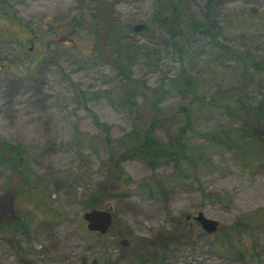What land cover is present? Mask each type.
Here are the masks:
<instances>
[{
	"label": "rangeland",
	"instance_id": "1",
	"mask_svg": "<svg viewBox=\"0 0 264 264\" xmlns=\"http://www.w3.org/2000/svg\"><path fill=\"white\" fill-rule=\"evenodd\" d=\"M164 1L7 0L28 28L0 19V50L17 59L0 60V138L36 150L27 156L26 185L0 163V223L26 226L0 232V264H128L133 245L163 239L197 212L218 223L216 232L207 236L192 222L160 264H264V152L253 153V143L240 155L199 136L240 128L227 114L237 102L264 103V73L253 75L264 61V0H173L175 8L162 11ZM173 15L181 24L172 40ZM202 20L218 27L215 43L187 26ZM138 24L143 29L132 32ZM115 32L140 54L116 57ZM181 66L194 88L165 96L158 106L169 115L153 133L161 143L174 137L177 108L186 106L194 133L183 141L202 150L195 173L182 163V179L173 162L151 171L128 157L120 175L109 158L133 144L129 132L148 121L149 105ZM257 134L264 139V129ZM104 206L113 214L108 233H87L82 213Z\"/></svg>",
	"mask_w": 264,
	"mask_h": 264
},
{
	"label": "trees",
	"instance_id": "2",
	"mask_svg": "<svg viewBox=\"0 0 264 264\" xmlns=\"http://www.w3.org/2000/svg\"><path fill=\"white\" fill-rule=\"evenodd\" d=\"M172 2L173 0H165L163 2L164 6L161 10L164 11L169 8H175V6L172 5ZM109 11H107L106 16L104 17L105 22L108 24ZM155 17L157 19L154 20L155 25L161 29L165 23L164 20L159 17V11H157V9L155 11ZM0 19H4L7 22L5 23L6 26L8 25L9 28L17 29L21 26L7 0H0ZM169 20L175 30L171 33L169 30V37L173 40L175 34L178 33L181 21L178 20L175 15H173ZM184 24L186 25L185 21L182 23V27ZM187 26H190V28L194 31H203L209 36L210 40L215 43L218 27L214 30L205 20L193 23L188 22ZM27 28V25H24L20 29L26 31ZM113 39H115V44L122 43V46L117 50L118 55L114 53L116 57L122 55L127 60H131L134 55L136 56L137 54H140L141 47L130 45L131 43H128L126 36L121 35V32H115ZM112 46L115 47L116 45L113 44ZM178 56H180L179 53ZM1 59H6L12 65L17 61L15 56L10 51L5 52L2 50H0V60ZM253 65L255 66V72L253 75L260 76L264 73V61L257 62ZM123 66L124 65L116 66L122 74H124L125 71ZM193 88L194 84L189 77L187 70L181 66L175 77L168 81L167 89H161L160 94L155 96V100L149 105L150 114L148 121L141 126L134 125L129 132L128 137L130 141L133 140V142H131L133 144H130L129 147L127 146L118 157H110L108 161L109 165L111 164L112 167L117 168L118 173L121 175L122 171L118 165L129 157L143 161L151 169V171L162 162H173L174 167L177 169V174L182 179L186 178V171L180 169L182 163L186 164L185 168L188 171L195 173V159L201 158L202 150L191 149L183 141V138L187 133H194L191 113L186 106H180L177 108L176 113L181 116L182 124L176 130L174 137H168L165 143H161L157 140L153 133L159 119L165 118V116L169 115L163 108L158 106L164 100L165 96L168 95L169 92L180 93L182 91L192 90ZM236 105H238L237 112H233L232 110L229 111V113L227 111V114L232 121L241 119L242 125L240 128L230 126L227 130L211 132L209 134L199 136L206 139L212 148H223L228 151L233 150L235 153L239 152L240 155L249 154L247 147L253 143L257 146L253 153L257 154L261 151L264 152V139L260 136V134H257L264 129V103L260 102L257 106L251 107L248 103H242L239 101ZM131 106L136 105L135 103H131ZM94 123L107 134L105 126L99 123L96 118H94ZM35 150V147L29 145H12L0 138V163L8 166L10 170L18 175L20 184L26 185L28 184V181L33 178L31 170H29L27 166V156L30 152ZM155 184L157 185H155V187L158 188L159 193L164 199L166 197V192H164V189L159 190V182H155ZM4 227H18L23 230L26 229V226L10 219H7L6 222L3 221L0 223V232L3 231ZM187 230L188 229H186L185 223L178 227L171 226V229L167 232V235L163 239L153 238L152 240L144 243L154 249V254L150 253V249L148 250L141 246L139 251L131 254L130 258L127 259L126 262L128 264H160L166 257L170 256L169 249L173 245H180L186 238L187 233L188 235L190 234ZM92 235L96 236V234ZM164 245H166V247H164Z\"/></svg>",
	"mask_w": 264,
	"mask_h": 264
},
{
	"label": "water",
	"instance_id": "3",
	"mask_svg": "<svg viewBox=\"0 0 264 264\" xmlns=\"http://www.w3.org/2000/svg\"><path fill=\"white\" fill-rule=\"evenodd\" d=\"M143 29L142 24H138L132 28V32L138 33ZM81 220L84 223V229L87 233L104 236L108 233L113 221L112 210L108 206L101 209H89L82 213ZM192 220L199 227L203 234L209 236L216 232L218 223L210 220L197 212ZM122 247H127L129 243L125 240L120 242Z\"/></svg>",
	"mask_w": 264,
	"mask_h": 264
},
{
	"label": "flooded vegetation",
	"instance_id": "4",
	"mask_svg": "<svg viewBox=\"0 0 264 264\" xmlns=\"http://www.w3.org/2000/svg\"><path fill=\"white\" fill-rule=\"evenodd\" d=\"M30 46H31V44H30ZM30 50V49H29ZM185 222H186V229H192V225H193V223L192 222H194L193 220H192V217L191 216H186L185 217ZM170 225V224H169ZM210 236V235H209ZM129 243V245L127 246V247H129L130 246V242H128ZM120 244V243H119ZM140 246H142V245H139V244H135V245H133V247H132V252L134 253V252H137V251H139V249H140ZM142 247H144L145 249H150L149 251H150V253H155L154 252V249H152V248H150L149 246H147L146 244H144ZM164 247H166V245H164ZM163 247V248H164ZM112 264H117V262H114V263H112Z\"/></svg>",
	"mask_w": 264,
	"mask_h": 264
}]
</instances>
